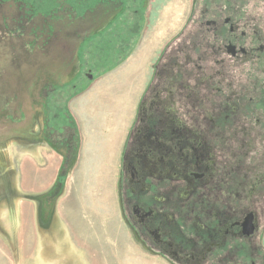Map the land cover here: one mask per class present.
<instances>
[{"label": "flooded vegetation", "instance_id": "obj_1", "mask_svg": "<svg viewBox=\"0 0 264 264\" xmlns=\"http://www.w3.org/2000/svg\"><path fill=\"white\" fill-rule=\"evenodd\" d=\"M187 24L148 68L118 165L121 214L168 264H264V0H192ZM45 128L71 152V125Z\"/></svg>", "mask_w": 264, "mask_h": 264}, {"label": "rangeland", "instance_id": "obj_2", "mask_svg": "<svg viewBox=\"0 0 264 264\" xmlns=\"http://www.w3.org/2000/svg\"><path fill=\"white\" fill-rule=\"evenodd\" d=\"M4 1L0 264H168L133 239L117 197L118 170L107 168L110 156L102 150L81 154L82 176L79 161L75 164L78 134L69 138V152L65 143L49 145L45 126L59 132L73 126L68 101L135 47L148 75L162 46L189 28L184 23L192 0H107L97 25L95 0H40L33 16L29 3ZM137 24L147 27L141 39ZM32 132L41 142L12 137Z\"/></svg>", "mask_w": 264, "mask_h": 264}, {"label": "crops", "instance_id": "obj_3", "mask_svg": "<svg viewBox=\"0 0 264 264\" xmlns=\"http://www.w3.org/2000/svg\"><path fill=\"white\" fill-rule=\"evenodd\" d=\"M135 48L136 51L121 57L116 65L101 73L96 84H89L68 101L67 109L73 120L71 127L75 131L72 130L73 140L77 139V134L79 136L75 164L79 161L82 176L84 164L80 166L83 161V158L79 160L80 155L89 151L102 150L110 156L108 170L112 166L114 171L118 170L128 128L147 80V63H144L143 53ZM101 171L104 169L97 167V172Z\"/></svg>", "mask_w": 264, "mask_h": 264}, {"label": "trees", "instance_id": "obj_4", "mask_svg": "<svg viewBox=\"0 0 264 264\" xmlns=\"http://www.w3.org/2000/svg\"><path fill=\"white\" fill-rule=\"evenodd\" d=\"M74 131V130H73ZM75 132V131H74ZM74 134H76V133H74ZM76 137V136H75ZM76 139V138H75ZM73 155H74V153H73Z\"/></svg>", "mask_w": 264, "mask_h": 264}]
</instances>
